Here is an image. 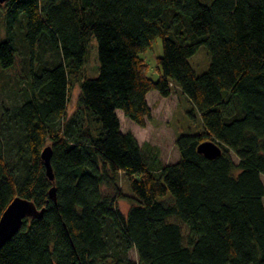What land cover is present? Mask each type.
<instances>
[{"label": "trees", "instance_id": "1", "mask_svg": "<svg viewBox=\"0 0 264 264\" xmlns=\"http://www.w3.org/2000/svg\"><path fill=\"white\" fill-rule=\"evenodd\" d=\"M3 4L0 67L19 59L24 88L23 99L0 104V216L15 196L45 210L23 220L0 264H264V0ZM91 37L93 78L83 70ZM157 37L153 80L140 53ZM201 46L210 62L197 74L190 58ZM175 85L202 131L177 137V161L161 164L155 148L122 130L117 111L144 127L147 94L168 97ZM205 140L221 154L198 153Z\"/></svg>", "mask_w": 264, "mask_h": 264}, {"label": "rangeland", "instance_id": "2", "mask_svg": "<svg viewBox=\"0 0 264 264\" xmlns=\"http://www.w3.org/2000/svg\"><path fill=\"white\" fill-rule=\"evenodd\" d=\"M209 2L210 0H202ZM3 6L0 4V41L5 39ZM162 55V44L160 37L155 38L151 45L140 53L148 65L149 75L156 80L159 76L156 70V59ZM210 58L205 46H201L197 52L191 56L192 64L197 74L205 72L209 66ZM98 58L97 43L94 37L89 39V50L87 54L86 64L83 67L87 77H96L98 75ZM20 76H23L22 65L19 59L15 65L8 69L0 67V104L11 103L23 99L24 85L18 83ZM79 84L72 86L67 114L70 115L76 106L77 96L79 93ZM23 86V87H22ZM147 101L151 107V117L146 120L145 126L140 127L130 119L124 116L121 110L117 111L121 128L123 131H131L142 146L155 148L161 164L173 163L178 159V151L175 146L177 137L186 134H197L202 131V122L198 112L192 107L188 98L182 93L180 88L175 85L172 93L168 97L161 96L156 90H152L147 94ZM191 114L194 118L192 119ZM264 183V174L261 176ZM118 184L125 194H130L128 182L122 175L118 176ZM104 189H106L104 187ZM130 206L128 200L121 199L118 201V208L125 214ZM131 260L136 261V251L131 249L129 252Z\"/></svg>", "mask_w": 264, "mask_h": 264}, {"label": "water", "instance_id": "3", "mask_svg": "<svg viewBox=\"0 0 264 264\" xmlns=\"http://www.w3.org/2000/svg\"><path fill=\"white\" fill-rule=\"evenodd\" d=\"M6 0H0V3ZM197 152L207 158H216L221 154V148L210 140H205L198 144ZM51 148L45 146L41 151V158L44 162L45 172L50 180H53V172L50 164ZM49 196L55 199V188L51 187ZM45 208L38 209L33 201L15 196L6 206L0 216V248L19 231L25 218H35L43 216Z\"/></svg>", "mask_w": 264, "mask_h": 264}]
</instances>
